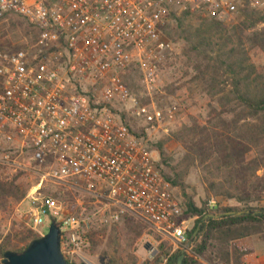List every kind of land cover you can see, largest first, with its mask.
Wrapping results in <instances>:
<instances>
[{
    "label": "built area",
    "instance_id": "1",
    "mask_svg": "<svg viewBox=\"0 0 264 264\" xmlns=\"http://www.w3.org/2000/svg\"><path fill=\"white\" fill-rule=\"evenodd\" d=\"M262 5L263 0H0V18L20 17L37 31L32 45L0 53V167L41 177L30 197L32 229L47 219L56 223L69 264L88 262L96 226L111 227L128 215L192 254L193 226L187 223L197 218H183L156 151L114 109L125 106L150 128L164 122V112L141 105L124 78L139 71L144 82L155 80L174 50L166 34L173 16L226 22ZM167 116L172 119L171 111ZM44 182L60 193L43 195ZM68 193L77 195L72 204L58 199ZM216 207L212 199L207 211Z\"/></svg>",
    "mask_w": 264,
    "mask_h": 264
},
{
    "label": "rangeland",
    "instance_id": "2",
    "mask_svg": "<svg viewBox=\"0 0 264 264\" xmlns=\"http://www.w3.org/2000/svg\"><path fill=\"white\" fill-rule=\"evenodd\" d=\"M255 11L260 12L259 14L264 16V0L263 5ZM177 19L181 20V25L178 24ZM4 22L7 24H18L17 26H20L24 33L20 35V39L11 40L7 38L8 34L12 33L8 29L9 26L7 24L1 25L0 53L14 52L17 46H25L32 41V28L24 19L11 15ZM241 22L240 16L222 22L221 26L195 15L183 17L182 14L175 16V18L173 17V22L168 28L169 35L166 34L173 43L174 50L168 55L155 80L144 82L140 72L135 71L132 73L129 82L131 84L130 92L141 105L164 112V122L155 126V128H150L143 119L137 118L125 106L116 105L114 109L117 116L121 120L126 121L135 134L141 135L148 140L150 146L155 148L158 143H164L169 166H163L164 172L170 176L178 173L183 174L182 186L176 187V194L182 205L187 204L188 199H192L199 208L206 207L207 210L212 199L217 201L216 209L238 205L234 200H227L217 196L210 187V182L217 180L213 169L211 173L207 169L211 160L205 163H202L201 159H197L193 163L187 161V151L184 145L176 140V136L181 130L195 124H198L201 128L205 127L210 120L213 108L221 113L220 117L223 119L232 120L234 118L233 113L228 115L221 111L222 107L218 103L220 96L212 98L208 89H214L205 85L202 79L207 77L208 74L207 79H209V77L218 72L219 76H221V78H218L221 81L220 88H226L227 92L233 90L231 73L227 72L224 75L227 68H225L226 70L224 68H213V65L219 66L216 63L218 57L227 63L229 62L226 60L227 55H230L231 50L236 49V53L230 60L231 62L242 63L241 73L244 77L251 72V80L253 81L256 79L257 74L264 73L263 51L252 48L248 42L245 43L242 50L237 49L236 39L232 43L230 41L227 42V36L231 35L232 29ZM263 28L264 24H261L256 27V30L259 31ZM208 40L212 42L209 46L207 45ZM201 44L206 46V48L205 46L203 47L208 52L207 55L211 60H207L203 55L202 51L204 49L200 47ZM210 62L213 67L207 71V66H209ZM168 111H171L172 119L168 118ZM157 156L159 164L160 157L158 153ZM2 173L6 180H11L20 174L19 182L28 188V194L22 202H11L5 212L0 211V247L9 235H15L19 231H32L38 236L39 233L45 235L50 226L49 219L45 221L43 227L34 231L30 214V197L36 194L35 188L38 187L41 177L21 172L14 173L4 168H2ZM262 174L263 171L258 172V175ZM41 189L43 195L55 197V195L57 196L60 193V187L47 182L43 183ZM76 196L68 193L58 199H66L72 204L75 202L74 198ZM81 201H85V206L89 212L94 209L89 199ZM143 227L147 228V234L135 240V230H140ZM94 231L96 232L94 233ZM157 235L164 238L155 233L149 225L143 223L139 218L128 215L121 222L111 227L96 226L90 236L91 247L86 255L91 264H133L136 259L141 260L140 264L144 262L154 264L159 247V242L156 240ZM164 239L169 241L166 238ZM169 242L172 243L171 241ZM172 245L174 249H177V246L173 243ZM165 262L164 260L162 263ZM0 264H2V260H0Z\"/></svg>",
    "mask_w": 264,
    "mask_h": 264
},
{
    "label": "trees",
    "instance_id": "3",
    "mask_svg": "<svg viewBox=\"0 0 264 264\" xmlns=\"http://www.w3.org/2000/svg\"><path fill=\"white\" fill-rule=\"evenodd\" d=\"M259 13L248 7L244 9L239 15L242 22L232 29V34L227 36V42L232 43L236 39L238 50H242L248 42L252 48L264 52V28L256 30V27L264 24V16ZM8 16L0 18V26L7 24L4 20ZM187 16L189 14H183V17ZM210 21L215 25H222V22ZM177 22L181 25L180 19H177ZM7 25L12 31L7 38L11 40H17L24 33L20 26H17L18 24L8 23ZM30 27L33 34L32 41L25 46H17L14 52L35 42L37 31L34 27ZM166 33L169 35L168 30ZM211 43L208 40L207 45ZM203 46L205 45L201 44L200 47L204 49ZM236 51V49L231 50L226 60L231 62L230 59ZM202 53L207 60H211L205 49ZM211 62L207 66V71L214 66V69L227 68L224 75L227 72L231 73L233 90L227 92L226 88H220L221 81L218 78L221 76L218 72L209 79H207L209 74L202 79L205 85L214 89H208L212 98L220 96L218 103L222 107L221 111L228 115L233 113L234 118L223 119L220 117L221 113L213 108L210 120L205 127L201 128L195 124L185 128L177 134L176 140L184 145L187 161L193 163L201 159L200 161L205 163L211 160L207 169L210 173L213 169L217 180H212L210 187L217 196L234 200L238 205L219 207L208 212L206 207L199 208L192 199H188L187 204L183 205V218H197L192 230L188 233L192 254L185 253L180 247L174 249L172 243L157 235L159 247L154 264H160L164 260L166 264H178L182 255L184 256L183 264H257L254 251L249 244L252 237H260L264 240V214H258V212H264V73L257 74L256 79L252 81L251 72L245 77L242 75L241 62L226 63L220 57L216 59L219 66H212ZM132 73L133 71L129 72L124 78L130 89ZM1 92L0 80V94ZM151 148L160 157L158 166L164 178L175 188L182 186L183 174L170 176L163 170V166L169 167L164 143H158L155 148L152 146ZM259 171H263V174L258 175ZM19 178L20 174L11 180H6L0 167V211L5 212L11 202L20 203L26 199L28 188L19 182ZM244 211H249L251 214L237 215ZM210 215L218 216V218H210ZM135 232V240H138L147 234V228L143 227ZM37 238L39 236L32 231H19L15 235H9L0 247V260L8 250L23 252L29 243ZM140 261L136 259L133 264H140ZM143 264L152 263L144 262Z\"/></svg>",
    "mask_w": 264,
    "mask_h": 264
},
{
    "label": "water",
    "instance_id": "4",
    "mask_svg": "<svg viewBox=\"0 0 264 264\" xmlns=\"http://www.w3.org/2000/svg\"><path fill=\"white\" fill-rule=\"evenodd\" d=\"M248 214H251V212L237 213V215ZM258 214H264V212H258ZM210 218H218V216L210 215ZM183 259L184 256L182 255L178 260V264H183ZM2 264H69L61 252L60 227L54 222L51 223L48 232L30 242L21 253L11 250L6 251Z\"/></svg>",
    "mask_w": 264,
    "mask_h": 264
},
{
    "label": "crops",
    "instance_id": "5",
    "mask_svg": "<svg viewBox=\"0 0 264 264\" xmlns=\"http://www.w3.org/2000/svg\"><path fill=\"white\" fill-rule=\"evenodd\" d=\"M195 219V218H194ZM196 220V219H195ZM195 220L189 221L187 225L189 228L194 226ZM251 243L249 244L254 251L257 264H264V240L260 237H252Z\"/></svg>",
    "mask_w": 264,
    "mask_h": 264
},
{
    "label": "bare ground",
    "instance_id": "6",
    "mask_svg": "<svg viewBox=\"0 0 264 264\" xmlns=\"http://www.w3.org/2000/svg\"><path fill=\"white\" fill-rule=\"evenodd\" d=\"M86 264H91V263L88 261V262H86Z\"/></svg>",
    "mask_w": 264,
    "mask_h": 264
}]
</instances>
